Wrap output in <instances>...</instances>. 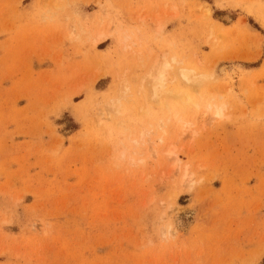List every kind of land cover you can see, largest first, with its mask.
Instances as JSON below:
<instances>
[{
	"label": "rangeland",
	"instance_id": "374dc122",
	"mask_svg": "<svg viewBox=\"0 0 264 264\" xmlns=\"http://www.w3.org/2000/svg\"><path fill=\"white\" fill-rule=\"evenodd\" d=\"M0 264H264V0H0Z\"/></svg>",
	"mask_w": 264,
	"mask_h": 264
},
{
	"label": "bare ground",
	"instance_id": "6f19581e",
	"mask_svg": "<svg viewBox=\"0 0 264 264\" xmlns=\"http://www.w3.org/2000/svg\"><path fill=\"white\" fill-rule=\"evenodd\" d=\"M172 7H173V5H172ZM172 7L170 9H172ZM205 9H206L205 11L208 10L207 7ZM171 15H172V13H171ZM173 15H175V12L173 13ZM159 27H160V25L158 26V28ZM161 27H162V25H161ZM123 35H122V37H123ZM126 37H128V36H126ZM101 38H103V36H100L97 41H99ZM124 38H125V36H124ZM158 56H160V57H158ZM158 56H156V58L154 59L155 61H154L153 65L150 67V70L148 71L147 76H146V79H147L146 82L148 83V86L150 87V95H151L153 100H158L162 95H166L168 93L169 94L171 93L170 91H167L165 89V86H166L165 84L169 80L170 73L172 72V71L170 72V69L172 68V62H177L175 57L168 58V55L166 53H163L162 55H158ZM157 57H158V59H157ZM220 70L222 71L224 69L220 68ZM177 72H178V76L180 78H182L187 84H189L193 87L199 86L200 84H202L205 80H207L209 78L207 75L196 72L194 70V68L188 67V66H180L178 68ZM171 94H170L171 97H173V93H171ZM174 96H175V94H174ZM176 97L181 99V101L184 103L193 104L194 106L197 105L196 101L194 99H192L189 92H187V91H182ZM110 101H108L109 106L107 104L106 105L108 106L109 109H111L113 111L111 112L109 109H107V110L111 113H114V112H117L118 110H120L119 111V113H120L122 111V109H119L120 107H118V106H120V103L116 100H112V102H110ZM206 104H207V109L209 111L212 110L214 117L220 118L223 115V110L225 107L223 103L219 104V103H216V102H213L210 100ZM182 109L184 110V108H181V110ZM183 113H185V112H183ZM160 123L162 124V122H160ZM160 123H159V125L161 126ZM162 132H163V129H162ZM163 133H165V131ZM146 134H147V131L141 132V136L146 135ZM141 136H140V139L142 140ZM162 136H163V134H162ZM160 137H159V141H160ZM136 141L137 140H135V142ZM168 154L173 155V151L169 150ZM184 170L185 171L183 172L182 181H184L186 176H187L186 169H184Z\"/></svg>",
	"mask_w": 264,
	"mask_h": 264
}]
</instances>
